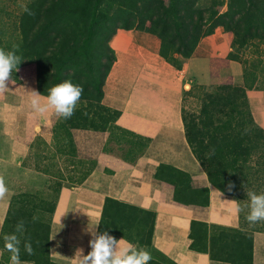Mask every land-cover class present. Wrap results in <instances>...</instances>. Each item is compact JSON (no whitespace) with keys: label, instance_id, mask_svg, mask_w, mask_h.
Segmentation results:
<instances>
[{"label":"crops","instance_id":"0c3cea01","mask_svg":"<svg viewBox=\"0 0 264 264\" xmlns=\"http://www.w3.org/2000/svg\"><path fill=\"white\" fill-rule=\"evenodd\" d=\"M214 38L223 48L227 47L230 35L216 30L213 38L201 40L195 51L206 52L207 44ZM111 46L116 60L104 82L103 103L120 112L118 125L149 138V143L141 156L129 162L104 151L108 131L72 130L77 155L96 160L100 170L79 184L59 190L49 226L50 260L73 264L77 249H83L84 255L91 250L92 231L97 232V219L101 218L105 199L111 197L156 212L153 244L176 264H231L211 257L208 250L190 248L192 220L206 222L209 228L213 225L239 228V213L235 210L238 201L210 184L187 141L183 125L161 119L167 89L162 70L168 66L159 54V41L140 30L122 29L114 35ZM17 71L19 79L12 77L8 90L0 94V175L9 188V196L0 201L3 224L23 176L32 174L33 178L27 181L29 186L43 179L41 172L23 168L31 144L37 137L49 141L53 135V113L41 115L30 102L33 90L40 93L36 87V66L24 65ZM247 93L250 101L260 104L253 112L264 128V91L248 88ZM161 164L187 172L195 188L208 187V202L198 200L189 204L177 200L174 186L155 176ZM252 237V264H264V231H253ZM121 239L130 242L125 238L118 240ZM21 261L34 264L30 260Z\"/></svg>","mask_w":264,"mask_h":264},{"label":"trees","instance_id":"16d2710c","mask_svg":"<svg viewBox=\"0 0 264 264\" xmlns=\"http://www.w3.org/2000/svg\"><path fill=\"white\" fill-rule=\"evenodd\" d=\"M115 0H26V6L33 15H29L23 10L18 18V34L20 36L19 48L24 50L34 48L42 35L48 36V27L39 26V19L51 17L58 20H65L64 28L54 30L55 34L51 37L48 53L43 58L52 64V72H44L46 77L41 75L40 60L36 67V87L44 95H48V90L54 85L69 80L74 75H69V68H75L76 60L75 48L69 46V36L65 32L69 30V19H74L78 23H87L90 28L98 25L105 18L106 7H114ZM198 0H119L115 5L114 15L106 18V22H112L121 19V24L125 29H131L134 23L138 24L139 29L153 32L160 40L159 54L170 61V55L177 53L182 57V63L185 62L194 52L202 37L212 34L216 28H222L224 31H232L236 35L235 42H245V44L254 38L264 40V0H227V8L220 11L218 9L224 3V0H211L213 4L207 7L196 8L195 2ZM84 6L85 8H83ZM133 19V22H131ZM147 23V25H146ZM75 24V23H74ZM53 29V28H51ZM50 30V29H49ZM115 30L112 32V35ZM60 36L64 39L61 40ZM241 37V38H238ZM111 50V64L105 71V78L99 88L97 101L101 102L102 112L105 115L103 125L91 124L85 116L73 115L70 119H63L53 114V137L61 138L69 142L72 154L77 157L76 146L72 136L73 129H93L108 131L109 137L104 145V151L114 154L126 161L134 162L142 155L149 143V138L137 135L132 131L125 129L116 123L119 111L106 106L103 102L104 82L116 60L114 50ZM26 57V56H25ZM24 59V58H23ZM27 64V62L25 63ZM247 85L224 84L214 89L211 93L205 95L202 103L201 113L210 121L201 122L207 135V152L198 153L195 146V134L185 126L187 141L193 150L198 161L205 169L211 185L222 191L227 196L238 201V205L244 206L247 193L252 191L258 194L257 189H250L247 180L248 175L260 172L257 166H260V160L264 161V128L255 119L250 107V98L247 94ZM87 101V98L81 96L80 101ZM90 100V98H89ZM201 115V116H202ZM200 116V117H201ZM60 120L63 123H60ZM219 122L220 125H216ZM110 123V127L107 125ZM205 123V124H203ZM115 131V132H114ZM122 132L133 137L134 144L128 149L118 151L112 146L117 143L116 133ZM195 143V144H194ZM203 140H201V144ZM216 150L218 154H208V150ZM212 148V149H211ZM211 156V158H205ZM219 159L218 164H213L212 159ZM89 162V163H88ZM88 167L84 173L74 178L71 186L81 183L86 177L91 175L93 164L96 160H86ZM255 171V172H254ZM260 174V173H259ZM155 176L171 183L174 197L184 203H194L195 201L208 202L209 188L192 185L190 175L172 165L161 164ZM234 187L229 191V184ZM249 187V188H248ZM13 195L4 224L0 234V245L6 225L12 217L16 215ZM56 204V201H55ZM55 208V205H54ZM52 210V213L54 211ZM248 209L245 208L239 212L240 227L231 228L220 225H213L209 228L208 224L199 220L191 221L189 236L192 239L190 248L195 250H208L211 257L223 259L234 264L229 256H222L223 249L219 246V239L229 236L228 232H234L231 236L241 234L244 243H247V249L240 258L242 264H252L253 249V231H264V222L261 225L256 223L250 225L245 219ZM52 217V215H51ZM156 212L141 208L136 205L128 204L115 198L107 197L103 205V211L99 220L97 233L108 232L117 240L125 238L132 244H144L154 253L166 257L153 244V229L155 225ZM51 221V219H50ZM249 232H246L249 226ZM49 226L45 237L46 243L38 247L36 241L33 255H28L20 250L21 260H30L34 264H40L44 260L45 264H57L49 258ZM212 227L219 229L213 231ZM133 229V235L128 229ZM207 238L210 244L207 246ZM173 264H176L172 260Z\"/></svg>","mask_w":264,"mask_h":264},{"label":"rangeland","instance_id":"374dc122","mask_svg":"<svg viewBox=\"0 0 264 264\" xmlns=\"http://www.w3.org/2000/svg\"><path fill=\"white\" fill-rule=\"evenodd\" d=\"M118 2L119 0H115L112 8L106 7L105 18L98 25L90 28L87 23L82 24L74 19H69V30L65 32L66 36H69L70 48L71 46L74 47L77 55L74 61L76 67L69 68V75H74L75 77H70L69 80L74 84L82 85L84 89L82 96L87 98V101L78 102L74 115L86 116L92 122L91 124L103 125L102 122L105 115L102 112L101 102L97 101L98 93L96 87L99 86L100 88L105 78V71L111 64V40L119 30L125 29L123 27L117 28V26H124L121 24L120 18L112 22H106L105 20L114 15L115 5ZM25 3L26 0H0V48L5 51L14 49L17 51V54L22 59L18 69L28 64L37 67L36 62L40 60L41 75L45 78L46 74L44 72L47 70L52 72V64L43 58L48 53L50 43L53 42L51 37L55 34L54 30H62L67 23L65 22L67 19L58 20L57 22L56 19L51 17L39 19L37 23L39 26L46 25L48 27V36L42 35L34 48L22 50L18 45L20 36L17 31V22ZM211 4H213L211 0H198L194 6L199 8L207 7ZM82 7L85 8L84 6ZM226 8L227 0H224V3L218 9L222 11ZM131 22H133V19H131ZM114 30L115 33L112 35ZM127 30H140L150 34L159 41L160 47V38L153 32L139 29L138 24L134 23L133 28ZM216 30L229 33L230 39L227 47H220L214 38L210 44H207L208 50L206 52H201V54L199 51L194 50L193 54L184 63H182V57L177 53L170 55V61L166 60L161 53L168 66L167 69L162 70V76L166 78L167 89L164 94L165 105L161 119L169 123L183 125L184 128L188 126L190 131L195 134L196 145L194 146L198 153L207 152V135L201 123L210 121L207 117H203L201 113L205 95L224 84L247 85L250 89L255 88L264 91V40L254 38L246 44L245 42H239V40L235 42L237 38L234 32L224 31L222 28H216L212 34L202 37L201 40L204 38L209 39V37L213 38ZM217 36L219 37V35ZM60 38L64 41L62 36ZM26 62L27 64H25ZM12 77L19 79L17 70L13 71ZM259 105V102L256 104L255 101L251 100L250 107L252 112ZM253 115L255 117L254 112ZM60 123H63V121L60 120ZM107 125L110 127V123ZM216 125H220L219 122ZM116 136L117 143L112 146L113 149L123 151L134 144L135 139L128 134L118 132ZM201 140H203L202 144ZM217 146V143H215L213 145L215 150L211 148L212 150H208V154H218ZM72 152L68 141L61 138L54 139L53 135L49 141L37 137L31 144L29 155L23 161V168L30 169L31 172H41L43 179L36 182L34 186L30 184L31 187L27 185V181L33 177H30L32 174L27 173L23 176V182H20L21 184L15 191L14 206L17 212L6 225L2 236L0 249L3 255L0 264H8L10 262V253L4 251L3 237L6 234L15 232L16 225L20 221L24 222V231L16 234L21 240V251H25V242H30L32 247L36 241L39 244L38 247L46 243L45 237L59 190L63 186L74 184L71 181L84 173L88 167L89 162L85 163L86 159H82L78 155L77 157L69 156V153L72 154ZM207 157L211 158V156H206L205 158ZM260 162V166H257V170L260 172L251 173L247 178L250 189L259 190L258 194L264 192V161L260 160ZM212 163L218 164L219 159L213 157ZM93 165L91 175H97L100 170L99 166L97 164ZM35 180L37 181V179ZM248 200L249 198L246 199L244 205L248 203ZM263 222H259L258 225ZM250 225L247 226L246 232L250 231ZM212 230L219 231V229L214 227H212ZM128 232L133 236L136 233L134 232L133 234L132 228H129ZM226 232L229 233V236H224L218 240L219 246L223 249L221 255L229 256L234 260V264H242L240 258L245 254L247 243H244L241 234H236L233 237L231 235L234 232ZM135 245L145 249L148 248L144 244L136 243ZM148 251L152 255V260L149 264H173L168 256L164 258L158 253H154L151 250ZM44 262L42 260L40 264H45Z\"/></svg>","mask_w":264,"mask_h":264},{"label":"clouds","instance_id":"9594fccd","mask_svg":"<svg viewBox=\"0 0 264 264\" xmlns=\"http://www.w3.org/2000/svg\"><path fill=\"white\" fill-rule=\"evenodd\" d=\"M24 11L29 15H33L26 6ZM22 61L17 51H5L0 48V94L8 90V82L12 78L13 71L18 70V65ZM84 89L82 85L74 84L71 80L60 82L48 90V95L42 97L35 90L31 94V106L39 114L53 113L57 117L70 119L74 115V111L82 96ZM234 187L229 184V191ZM9 196V188L3 175H0V201L5 200ZM248 203L243 207L236 205V212L239 213L248 209L245 219L249 224L255 225L264 221V192L257 194L256 192H248ZM100 224L97 219L96 225ZM3 225V219H0V226ZM24 222L17 223L15 232L6 234L4 239V251L10 253V264H22L20 259V244L16 233H23ZM92 239L89 241L91 250L84 255L83 249H77L73 264H149L152 260L151 253L137 245L127 242L123 239L117 240L108 232L97 233L92 231ZM24 250L28 255H33L34 250L30 242L24 243ZM3 255V252H0Z\"/></svg>","mask_w":264,"mask_h":264}]
</instances>
